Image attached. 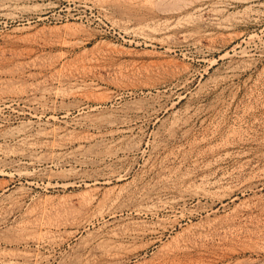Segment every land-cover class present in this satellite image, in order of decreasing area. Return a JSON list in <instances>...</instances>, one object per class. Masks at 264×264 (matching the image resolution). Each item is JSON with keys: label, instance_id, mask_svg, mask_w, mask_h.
Listing matches in <instances>:
<instances>
[{"label": "rangeland", "instance_id": "1", "mask_svg": "<svg viewBox=\"0 0 264 264\" xmlns=\"http://www.w3.org/2000/svg\"><path fill=\"white\" fill-rule=\"evenodd\" d=\"M0 264H264V0H0Z\"/></svg>", "mask_w": 264, "mask_h": 264}, {"label": "bare ground", "instance_id": "2", "mask_svg": "<svg viewBox=\"0 0 264 264\" xmlns=\"http://www.w3.org/2000/svg\"><path fill=\"white\" fill-rule=\"evenodd\" d=\"M136 115L137 114H145L148 112V109L146 108H140V107H136L133 111ZM138 115V116H139ZM134 116V115H133ZM136 117V116H135ZM98 121L96 120H92L90 122H86L84 123V126L91 130V131H95L96 133H91L90 135L92 136L93 139L95 140H104V139H107V135L110 133V126L107 127V125H99L97 123ZM111 125V124H110ZM120 130V129H119ZM122 130V129H121ZM119 133V132H118ZM120 134V133H119ZM73 142H71L70 144H72ZM78 148L79 147H82V144L81 143H78ZM61 146H65L64 145H61ZM170 205H175V202L174 200L173 201H170ZM152 211V210H150ZM143 234V231L141 232H128V233H123V234H118V235H115L116 237L118 238H122V239H137L138 237H140L141 235ZM112 237V236H111ZM107 240V238H106ZM109 241H112V239L108 238ZM105 241V240H104ZM116 241V240H115ZM113 243V242H112ZM99 244V243H98ZM109 244H111L109 242ZM108 244V245H109Z\"/></svg>", "mask_w": 264, "mask_h": 264}]
</instances>
